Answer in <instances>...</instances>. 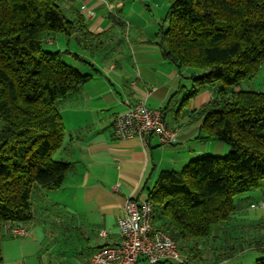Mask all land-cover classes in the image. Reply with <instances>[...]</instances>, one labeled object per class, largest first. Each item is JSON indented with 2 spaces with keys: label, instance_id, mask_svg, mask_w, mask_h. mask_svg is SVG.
I'll return each mask as SVG.
<instances>
[{
  "label": "trees",
  "instance_id": "16d2710c",
  "mask_svg": "<svg viewBox=\"0 0 264 264\" xmlns=\"http://www.w3.org/2000/svg\"><path fill=\"white\" fill-rule=\"evenodd\" d=\"M164 20L156 44L165 61L192 71L186 100L221 84L196 113L199 139L231 148L225 157L205 155L179 171H162L148 189L154 227L189 253L192 243L209 240L217 226L231 221L235 197L264 182V92L242 88L264 64V0H171ZM87 22L80 4L69 16L59 0H0V264L7 228L35 218V190L60 189L72 168L55 158L66 134L57 103L93 74L65 57L92 64L69 48L45 46L59 35L85 50L103 46L107 34L91 33ZM249 244L264 254L263 239ZM229 249L215 263L235 256L236 249ZM255 264H264V256Z\"/></svg>",
  "mask_w": 264,
  "mask_h": 264
},
{
  "label": "crops",
  "instance_id": "0c3cea01",
  "mask_svg": "<svg viewBox=\"0 0 264 264\" xmlns=\"http://www.w3.org/2000/svg\"><path fill=\"white\" fill-rule=\"evenodd\" d=\"M59 1L69 16L74 6L79 5L72 0ZM88 4L96 12L93 21L87 20L91 33L113 30L116 26L111 20L115 19H119V26L123 28L132 27L125 14L127 0H88ZM93 48L86 52H78L79 48L74 51L92 64L93 67L84 66L93 78L70 96L69 108L61 112L66 134L55 158L72 165L66 182L59 189V193H69L70 199L53 202L46 191L36 190L39 197L40 194L45 196V201L57 207L54 244L49 243L46 228L35 232L36 217L24 225L29 230L24 237H12L9 226L2 243L3 264H89L100 248L119 243L118 222L125 216L128 198L140 202L148 200V189L154 186L162 171H179L197 158L224 155L228 151L221 141L199 139L202 121L196 113L213 95L201 90L197 96L186 100L193 85L188 88L183 79L191 75L190 69H178L165 61L160 48L152 45ZM127 101H144L151 108L163 109L167 125L178 130V143L163 145L155 135L147 138L146 145L138 138L117 139L113 123L117 115L129 110ZM246 196L237 203L238 210L231 221L217 226L212 238L198 243L199 264H208L207 258L202 257L206 249L201 245L205 243H216L225 250L224 245L237 240H249L248 244L264 240V207L252 208L264 200V187ZM102 229L110 231L107 238L99 236ZM58 235L59 241L56 240ZM65 237L68 241L63 242ZM231 247L236 249L235 256L251 248ZM187 254V260L180 255L181 264H190L193 255ZM232 258L217 263L210 259V264H227ZM142 262L147 261L142 259L139 264Z\"/></svg>",
  "mask_w": 264,
  "mask_h": 264
},
{
  "label": "built area",
  "instance_id": "2783aa9c",
  "mask_svg": "<svg viewBox=\"0 0 264 264\" xmlns=\"http://www.w3.org/2000/svg\"><path fill=\"white\" fill-rule=\"evenodd\" d=\"M79 2L80 11L89 21L96 18L88 0ZM129 110L119 114L113 123V134L117 139L138 138L144 145L147 138L155 135L163 145L174 146L178 143V130L165 122L161 108H151L144 101L126 102ZM264 207V200L252 208ZM155 208L149 200L138 201L128 198L125 203V216L118 222L120 241L117 245L107 246L97 251L89 264H139L145 259L149 264L181 261L179 249L172 237L165 231L154 227ZM13 235L24 237L29 231L23 225H16L10 231ZM110 231L102 229L99 236L107 238Z\"/></svg>",
  "mask_w": 264,
  "mask_h": 264
},
{
  "label": "rangeland",
  "instance_id": "374dc122",
  "mask_svg": "<svg viewBox=\"0 0 264 264\" xmlns=\"http://www.w3.org/2000/svg\"><path fill=\"white\" fill-rule=\"evenodd\" d=\"M171 5V0H134V2H131L130 0H127V4L125 6V14L126 18L129 21V23L132 24V27L127 26L123 28L122 26H119V24L113 29L107 31V36L104 37L102 40L104 41L103 46L99 47H139L141 44L146 45H152L153 47H158L156 44L157 40L155 38V34L158 32L159 28L166 24L165 17L169 11ZM151 9V11L149 10ZM119 19L111 20L113 23H116ZM110 21V20H109ZM69 45V47H68ZM47 49L51 51H58L70 49L71 51H77V49H81V51L78 52H86V50L76 44L75 41H71V43H68L64 35H59L55 42L51 44H46ZM95 47V46H94ZM86 55V54H84ZM65 61L71 64L74 68L82 72L83 74L90 73L88 68H85V66L79 62L72 61L68 56L65 57ZM188 79V80H187ZM191 79L190 74L185 76L184 85H186L188 88H191L193 85V80ZM195 79V78H194ZM189 82V83H188ZM217 84L215 88H218ZM243 88H249L251 91H262L264 92V64L261 67V70L257 74V76L251 80L243 83ZM214 87L211 88H205L204 91L212 92L215 90ZM189 93V92H188ZM188 95V94H187ZM184 99V97H183ZM70 100L65 99L61 100L57 103V108L60 112H64L69 108ZM217 141V140H214ZM226 145V144H225ZM228 148V151L224 153V155H217L220 157L227 156L231 148L226 145ZM216 156V155H213ZM264 187V182L262 183L261 188ZM257 190V189H256ZM255 191V190H252ZM47 192V191H46ZM251 192V191H249ZM249 192L243 193L242 195H239L235 197V202H240L241 199L246 198L249 194ZM49 198L53 201L55 199H64L69 200L70 195L69 193H59V189L56 191L47 192ZM38 198H37V197ZM34 204H33V210L35 213V224H37V228H35V232H38L39 230H46L49 232L48 241L50 244H54V222L55 217L57 216V212L55 211V203H52L50 201H45V196L42 197L40 194V197L38 193H36L33 196ZM37 199V200H35ZM54 202V201H53ZM224 236V234H223ZM57 241L61 240L60 236L58 235L56 238ZM63 242L68 241L65 238H62ZM233 242L229 243L228 245H224L227 248L224 250L221 249V246H218L216 243L214 245L210 244H203L201 245L206 249V253L202 256L203 258H207L208 264L211 263L210 259H215L220 252H227L231 248V246L235 245L237 247H248V241L249 240H243V242ZM78 246H80V242L78 243ZM180 247V245H178ZM193 246V247H192ZM190 247L193 249L192 252H189V254H192L193 257L190 259V264H199L200 260L197 258V249L199 245H194L193 243L190 245ZM223 247V246H222ZM179 249V248H178ZM195 249V250H194ZM201 252H204L203 250ZM179 253L182 257L186 258L187 260V251L179 250ZM264 256V254L257 252L256 250L248 249L245 253L240 254L239 256H234L230 262L227 264H255V260L259 257ZM141 264H148L147 262H142ZM164 264H181L180 261H172V262H166Z\"/></svg>",
  "mask_w": 264,
  "mask_h": 264
}]
</instances>
